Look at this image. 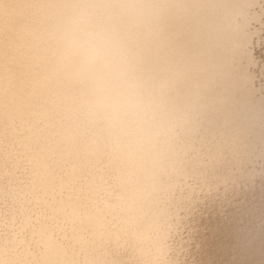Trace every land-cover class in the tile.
I'll list each match as a JSON object with an SVG mask.
<instances>
[{
	"label": "snow or ice",
	"instance_id": "snow-or-ice-1",
	"mask_svg": "<svg viewBox=\"0 0 264 264\" xmlns=\"http://www.w3.org/2000/svg\"><path fill=\"white\" fill-rule=\"evenodd\" d=\"M67 10L118 13L157 89L154 187L138 196L100 119L80 115L42 55L44 20ZM254 28L264 37V0H0V205L17 217L0 231V264H173L166 251L136 256L146 208L157 242L183 247L196 225L207 238L257 152L264 169V88L257 108L248 75ZM260 51L264 78V40Z\"/></svg>",
	"mask_w": 264,
	"mask_h": 264
},
{
	"label": "bare ground",
	"instance_id": "bare-ground-1",
	"mask_svg": "<svg viewBox=\"0 0 264 264\" xmlns=\"http://www.w3.org/2000/svg\"><path fill=\"white\" fill-rule=\"evenodd\" d=\"M73 2V0H58ZM135 20L141 13H122ZM118 13L97 10H67L46 18L41 30L42 55L55 68L68 90L72 106L88 120L100 119L108 131V144L121 157L130 173L131 192L139 195L154 187L150 162L155 158L159 125L157 89L141 67L140 51L131 44L114 17ZM150 38L152 34L149 33ZM159 39V37H155ZM255 50L249 59L248 75L255 91L257 108L264 78L261 77L260 46L264 37L254 28L248 37ZM156 83H160L156 81ZM264 169L258 152L249 180L237 199L213 210V222L190 226L180 238L158 241V218L146 208L141 244L136 256L157 259L166 251L173 264H264ZM143 176V180H141ZM4 178L0 177V183ZM17 217L0 205V231L10 232ZM220 234L216 237L217 226ZM12 239H16L13 232Z\"/></svg>",
	"mask_w": 264,
	"mask_h": 264
},
{
	"label": "rangeland",
	"instance_id": "rangeland-1",
	"mask_svg": "<svg viewBox=\"0 0 264 264\" xmlns=\"http://www.w3.org/2000/svg\"><path fill=\"white\" fill-rule=\"evenodd\" d=\"M261 53V52H260Z\"/></svg>",
	"mask_w": 264,
	"mask_h": 264
}]
</instances>
